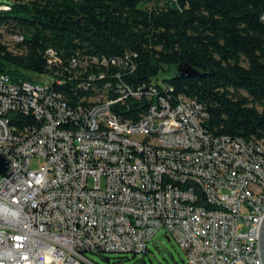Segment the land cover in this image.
<instances>
[{
  "label": "built area",
  "instance_id": "2783aa9c",
  "mask_svg": "<svg viewBox=\"0 0 264 264\" xmlns=\"http://www.w3.org/2000/svg\"><path fill=\"white\" fill-rule=\"evenodd\" d=\"M11 3L0 2V14ZM9 36L7 47L22 40ZM135 58L76 56L65 65L49 49L52 76L0 75V264L138 256L159 231L183 250L184 264H260L264 139L212 135L203 106L163 81L147 87L146 114L121 120L113 108L142 95L119 76L133 73ZM71 71L87 74L80 86L95 91L77 106L54 88Z\"/></svg>",
  "mask_w": 264,
  "mask_h": 264
},
{
  "label": "trees",
  "instance_id": "16d2710c",
  "mask_svg": "<svg viewBox=\"0 0 264 264\" xmlns=\"http://www.w3.org/2000/svg\"><path fill=\"white\" fill-rule=\"evenodd\" d=\"M162 1L13 0L10 11L0 14V29L22 40L8 49L0 33V75L16 82H35L28 73L52 76L55 69L50 72L45 59L49 49L65 65L76 56L134 54L133 73L120 71L119 76L140 89L141 98H128L113 111L123 121L136 122L154 101L145 92L163 66L175 74L184 64L198 76L163 82L174 96L203 106L209 133L264 139V0H180L177 6ZM61 79L63 84L54 88L70 106L95 95L91 87L80 86L87 74L65 72ZM137 264H145L143 258Z\"/></svg>",
  "mask_w": 264,
  "mask_h": 264
},
{
  "label": "rangeland",
  "instance_id": "374dc122",
  "mask_svg": "<svg viewBox=\"0 0 264 264\" xmlns=\"http://www.w3.org/2000/svg\"><path fill=\"white\" fill-rule=\"evenodd\" d=\"M13 1V0H10ZM0 33L3 35V44L7 45L9 41V34L0 29ZM8 49H12L11 45H8ZM30 77H35L28 73ZM174 76V70L167 66H163L160 70L154 82L161 83L163 80L170 79ZM41 165V161L33 160L31 162V168L36 169ZM127 257L128 260L119 262L116 258ZM98 264H137L143 258L145 264H184L185 254L183 250L176 244L173 239L166 237L161 231L157 232L148 243V253L146 255H138L132 257L126 254H103L101 256H90ZM108 259V261L106 260Z\"/></svg>",
  "mask_w": 264,
  "mask_h": 264
},
{
  "label": "water",
  "instance_id": "95a60500",
  "mask_svg": "<svg viewBox=\"0 0 264 264\" xmlns=\"http://www.w3.org/2000/svg\"><path fill=\"white\" fill-rule=\"evenodd\" d=\"M198 76V72L194 69L188 67L184 64H179L175 68L174 77H186V78H193ZM7 171V163L4 157H0V175L6 174ZM257 249H258V257L260 264H264V214L258 228V239H257Z\"/></svg>",
  "mask_w": 264,
  "mask_h": 264
}]
</instances>
